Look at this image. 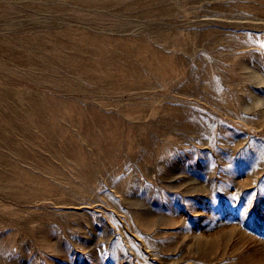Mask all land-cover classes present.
<instances>
[{
    "label": "rangeland",
    "instance_id": "rangeland-1",
    "mask_svg": "<svg viewBox=\"0 0 264 264\" xmlns=\"http://www.w3.org/2000/svg\"><path fill=\"white\" fill-rule=\"evenodd\" d=\"M0 264H264V0H0Z\"/></svg>",
    "mask_w": 264,
    "mask_h": 264
}]
</instances>
